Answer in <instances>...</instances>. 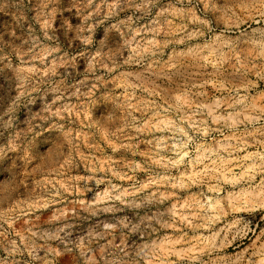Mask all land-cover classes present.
Masks as SVG:
<instances>
[{"label": "rangeland", "instance_id": "rangeland-1", "mask_svg": "<svg viewBox=\"0 0 264 264\" xmlns=\"http://www.w3.org/2000/svg\"><path fill=\"white\" fill-rule=\"evenodd\" d=\"M240 24L264 0H0V264H264Z\"/></svg>", "mask_w": 264, "mask_h": 264}, {"label": "bare ground", "instance_id": "bare-ground-1", "mask_svg": "<svg viewBox=\"0 0 264 264\" xmlns=\"http://www.w3.org/2000/svg\"><path fill=\"white\" fill-rule=\"evenodd\" d=\"M258 21V20H257ZM256 22V21H255ZM246 23V22H245ZM239 27V29H240V36H238V37H240V39H239V46H243L245 49H249L250 50V52H252L254 49H258V48H260V45L263 43H261L260 41H258L257 39H256V37L254 36L253 37V35L251 36H249V33H251V31L249 32V30H248V28L250 27V25L248 24L247 26H244L243 27V25H241L240 24V26H238ZM237 27V28H238ZM254 27V26H253ZM230 29H231V27H230ZM238 29V30H239ZM233 30V27H232V29H231V31ZM257 30V29H256ZM230 31V30H229ZM237 31V30H236ZM254 32V31H253ZM252 32V33H253ZM255 33H257V32H255ZM263 33V32H262ZM237 34V33H236ZM229 36V35H228ZM232 36V35H231ZM260 36V35H259ZM226 39H227V37H226ZM262 39V38H261ZM264 40V39H263ZM224 41V40H223ZM222 41V43H224ZM234 41V40H233ZM238 42V41H237ZM232 42H231V38H228L226 41H225V45H230ZM234 43V42H233ZM262 49L264 50V46H263V44H262ZM263 50H262V53H263ZM264 54V53H263ZM262 54V55H263ZM264 57V56H263ZM163 252V251H162ZM161 254V253H160ZM168 256V257H167ZM160 257V256H159ZM162 260L161 261H158V262H153V261H150L148 264H173V261H171L170 260V257H169V252L168 251H166V250H164V252H163V254H161V257H160ZM166 258V261L165 260H163V259H165Z\"/></svg>", "mask_w": 264, "mask_h": 264}]
</instances>
